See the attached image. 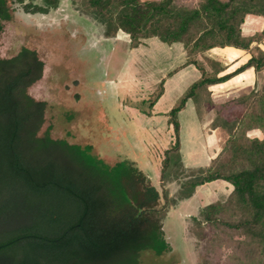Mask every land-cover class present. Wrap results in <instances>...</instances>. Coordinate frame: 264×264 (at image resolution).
I'll return each mask as SVG.
<instances>
[{
	"label": "trees",
	"instance_id": "trees-1",
	"mask_svg": "<svg viewBox=\"0 0 264 264\" xmlns=\"http://www.w3.org/2000/svg\"><path fill=\"white\" fill-rule=\"evenodd\" d=\"M60 1L10 0L9 7L8 0H0V22L10 18V9L47 16ZM84 8L107 24L106 36L128 35L131 48L156 38L202 57L226 48L249 55L227 73L226 67L213 68L209 57L203 65L188 60L180 67L195 63L200 77L185 97L156 113L161 81L142 100L147 109L141 112L167 118L171 138L163 174L170 153L180 148L178 114L188 99L209 84L254 70V87L222 103L236 110L221 149L185 186L222 181L231 188L202 210L210 229L201 249L203 264H264V22L252 34L242 30L248 15L264 19V0H84ZM43 68L37 52L27 47L0 58V264H140L145 251L157 256L170 251L161 193L134 161L107 164L92 154L91 145L52 138L49 129L40 134L46 103L28 89Z\"/></svg>",
	"mask_w": 264,
	"mask_h": 264
},
{
	"label": "rangeland",
	"instance_id": "rangeland-1",
	"mask_svg": "<svg viewBox=\"0 0 264 264\" xmlns=\"http://www.w3.org/2000/svg\"><path fill=\"white\" fill-rule=\"evenodd\" d=\"M247 18L243 33L257 30L262 18ZM107 29L84 8V0H61L59 8L47 16L18 8L13 20L4 24L0 54L11 57L27 47L44 62L42 77L28 89L34 99L46 103L40 134L49 129L52 138L91 145L92 154L107 164L134 161L160 191L159 205L165 204L161 221L171 249L159 256L145 251L140 264H203L201 249L210 229L203 223L202 210L224 199L231 188L222 181L196 188L185 182L204 173L227 137L236 109L222 103L249 92L256 82L213 83L189 98L178 114L180 148L170 153V164L162 174L171 131L166 116L156 113L177 104L200 77L195 63L180 66L192 59L203 65L204 57H209L213 68L227 67L229 62L225 53L202 57L179 43L168 45L156 38L131 48L128 35L118 31L106 36ZM161 81L163 94L156 113L147 117L141 112L147 109L142 100L157 91Z\"/></svg>",
	"mask_w": 264,
	"mask_h": 264
},
{
	"label": "crops",
	"instance_id": "crops-1",
	"mask_svg": "<svg viewBox=\"0 0 264 264\" xmlns=\"http://www.w3.org/2000/svg\"><path fill=\"white\" fill-rule=\"evenodd\" d=\"M252 16L254 17V15H252ZM255 17L258 18L260 16H255ZM260 18H262V17H260ZM247 19L248 18L246 17L245 22L242 25L243 28H244V24L246 23ZM263 22H264V19L262 18V22H261L260 26L263 24ZM253 32L254 31H252L251 33H245V31H244V33L246 35L252 34ZM215 51L217 53H225V57H227V62H229V65L226 67V70H225L224 73H227V72H230V71L234 70L237 66H239L242 63H244L249 58L248 54H246V53H244L242 51L236 50V49H231V48L215 49L213 52H215ZM233 80H235V82ZM245 80H252V81L255 80V82H257V76L255 75V72H254V70L252 68H249V69L245 70L244 72L238 74L237 76H234L233 78L227 80L226 82H230L229 84L232 83L233 86H236L237 84H239V82L241 83V82H243Z\"/></svg>",
	"mask_w": 264,
	"mask_h": 264
},
{
	"label": "flooded vegetation",
	"instance_id": "flooded-vegetation-1",
	"mask_svg": "<svg viewBox=\"0 0 264 264\" xmlns=\"http://www.w3.org/2000/svg\"><path fill=\"white\" fill-rule=\"evenodd\" d=\"M11 2H10V0H8V5H9V7H10V4ZM15 12L16 11H13L12 9H10L9 10V13H10V18L9 19H3V20H1V25H2V27H1V30H0V35H1V33L3 32V30H4V24H6V23H8V22H11L12 20H13V17H14V15H15ZM12 57V56H11ZM0 58H10V57H4V56H2L1 54H0Z\"/></svg>",
	"mask_w": 264,
	"mask_h": 264
}]
</instances>
